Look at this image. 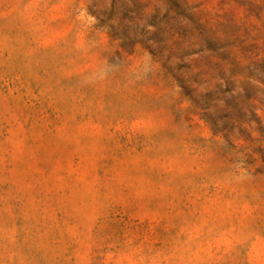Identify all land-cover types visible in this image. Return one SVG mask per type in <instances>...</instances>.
I'll list each match as a JSON object with an SVG mask.
<instances>
[{
  "label": "rangeland",
  "instance_id": "1",
  "mask_svg": "<svg viewBox=\"0 0 264 264\" xmlns=\"http://www.w3.org/2000/svg\"><path fill=\"white\" fill-rule=\"evenodd\" d=\"M0 264H264V0H0Z\"/></svg>",
  "mask_w": 264,
  "mask_h": 264
}]
</instances>
